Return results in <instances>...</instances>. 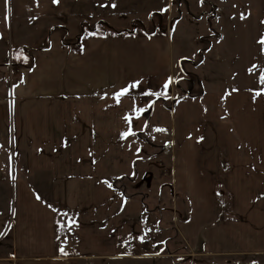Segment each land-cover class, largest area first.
Returning a JSON list of instances; mask_svg holds the SVG:
<instances>
[{
  "label": "rangeland",
  "instance_id": "rangeland-1",
  "mask_svg": "<svg viewBox=\"0 0 264 264\" xmlns=\"http://www.w3.org/2000/svg\"><path fill=\"white\" fill-rule=\"evenodd\" d=\"M54 29L63 31L59 48L49 37ZM164 34L172 37L173 53L166 55L165 69L155 54ZM0 36L7 42L4 47L0 41V84L6 83L0 100L12 103L17 87L52 47L58 64L74 57L78 65L77 58L92 48L102 50L103 64L115 55L116 69L143 51L148 54L153 74L148 81L118 80L129 86L125 95L131 96L120 106L138 119L117 120L103 137L106 144L112 139L108 135L118 132L117 158L125 165L122 175L104 177L103 196L105 191L131 203V209L122 214L126 219L117 214L115 226L101 224L96 241L102 247L96 251L103 256L86 264H264V232L259 233L253 215L255 203H264V190L253 186L252 177L246 185L230 183L226 149L220 150L214 171L204 166L203 154L211 134L220 141L232 132L245 149L253 117L264 121V0H0ZM111 43L116 47L110 49ZM161 82L167 88L161 89ZM161 107L167 118L147 121L148 111ZM7 126L10 130L11 120ZM220 143H215L219 149ZM184 148L198 154L197 172L210 184L193 179L191 167L176 169L177 152ZM243 169L249 174L252 168ZM35 189L58 212V241L73 244L79 238L75 230L82 229L79 210L56 199L47 182ZM14 208L15 194L13 204L6 200L0 206V256L10 252ZM0 264L13 263L0 258Z\"/></svg>",
  "mask_w": 264,
  "mask_h": 264
},
{
  "label": "crops",
  "instance_id": "crops-1",
  "mask_svg": "<svg viewBox=\"0 0 264 264\" xmlns=\"http://www.w3.org/2000/svg\"><path fill=\"white\" fill-rule=\"evenodd\" d=\"M62 35L63 31L54 29L51 30L49 37L58 45L59 39L64 41V38L61 39ZM1 37L0 41H3L5 47L6 38L3 37L1 40ZM168 40L171 41L172 37L161 35V52L159 50L155 53L158 59H161L163 69L166 55L170 58L173 56L172 52L169 53ZM110 47L112 49L116 44L111 43ZM52 48L45 51V61L42 63L39 58L33 65L35 69L31 70L27 79L17 87L15 103L10 99L0 100V206H4L6 200L13 204L15 194L10 252L8 255H1L0 258L7 259L13 264L94 262L93 259L103 256L102 251H96L102 247L96 241L100 238L98 233L101 224L106 222L108 226L113 227L117 222V214L120 212V217L126 219L127 217H123L122 214L131 209V203L121 202L113 195L107 196L105 191L103 196L104 177L122 175L125 166L117 158L118 132L114 130L113 134L110 133L108 136L112 139L106 144H103V137L107 136L105 133L108 128L117 127V120L125 123L138 119L133 116L130 108L120 106L123 103L127 104L126 100L131 96L124 94L119 97V101L117 100L118 94L125 89L129 90V86L119 84L118 80L148 81L153 75L149 71L148 54L144 57L143 51L135 58L127 59L126 65L116 69L117 61L113 57L115 55L109 54L107 60L109 64L104 66L107 62L102 63V50L86 48L84 57L76 60L78 65H81L78 69L74 57L67 58L65 64H58ZM130 56L132 54L127 58ZM180 64L177 63V66L180 67ZM173 73L175 78V72ZM5 84H0V87L4 89ZM144 84L146 85V83L138 85V92ZM157 86L159 87V84ZM163 87L165 88L164 82H161V89ZM157 99L162 105V99ZM156 103L158 106L159 102L155 101ZM260 107L261 105L258 107V113L263 110ZM163 108L161 107L159 111L157 108L148 111L145 115L147 121L166 119L168 111ZM139 118L141 120L142 116ZM8 120H11L10 130L8 126L6 127ZM262 121L261 117L256 116L251 120V130L245 131L249 137L248 141L245 139L247 144L245 149L237 145L240 140L234 138L232 132L228 137L221 136L220 141L211 134L210 143L203 148L206 161L204 166L214 171L218 166L220 150L226 149L228 161L232 165L231 171L228 172L230 183L246 185L250 183L252 177L253 186L264 190V121ZM241 136L245 138L243 133ZM215 143H220L222 148L216 147ZM196 155L198 156L197 153ZM196 155L189 148H184L182 152L179 150L175 162L176 169L191 167L195 176L193 179L198 183L199 179L205 184H210L209 177L200 176L197 172L199 163ZM186 156L189 161L185 160ZM131 157L133 162V156ZM12 167L15 170L14 174L11 172ZM249 167L252 168L251 172L246 174L243 168ZM43 182L53 187L56 199L79 210L82 229L75 230V233H79V238L74 240L73 244L70 240L65 245L58 241L62 233L58 212L47 203V197L40 196L35 189L36 184ZM208 191L212 195V187ZM203 206L200 204V208ZM203 212L204 209L200 211ZM253 215L259 233L264 232L262 201L255 203ZM65 224L68 225V222ZM215 226L210 229L215 230ZM87 227L89 231L86 230Z\"/></svg>",
  "mask_w": 264,
  "mask_h": 264
},
{
  "label": "snow or ice",
  "instance_id": "snow-or-ice-1",
  "mask_svg": "<svg viewBox=\"0 0 264 264\" xmlns=\"http://www.w3.org/2000/svg\"><path fill=\"white\" fill-rule=\"evenodd\" d=\"M55 2H58V0H55ZM261 43H264V40H262ZM261 82L264 83V76L261 77ZM165 88H167V84L165 85ZM127 92H128L127 89L123 90L122 93L118 94L117 100L119 101V97L121 95L127 94ZM257 95H259V93H257ZM157 131H164V130L163 129H157ZM61 251H63V249H61Z\"/></svg>",
  "mask_w": 264,
  "mask_h": 264
},
{
  "label": "built area",
  "instance_id": "built-area-1",
  "mask_svg": "<svg viewBox=\"0 0 264 264\" xmlns=\"http://www.w3.org/2000/svg\"><path fill=\"white\" fill-rule=\"evenodd\" d=\"M167 143H169V145H170L171 141H168ZM167 143H166V144H167Z\"/></svg>",
  "mask_w": 264,
  "mask_h": 264
}]
</instances>
